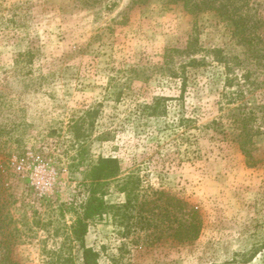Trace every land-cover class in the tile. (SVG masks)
<instances>
[{"label": "rangeland", "instance_id": "obj_1", "mask_svg": "<svg viewBox=\"0 0 264 264\" xmlns=\"http://www.w3.org/2000/svg\"><path fill=\"white\" fill-rule=\"evenodd\" d=\"M134 1L0 0V262L50 264L74 221L58 207L112 157L150 202L89 224L98 264H264V0H245L244 45L214 12ZM169 197L199 214L193 242L175 245L171 215L188 210ZM105 200L124 196L110 183ZM34 208L52 225L33 227Z\"/></svg>", "mask_w": 264, "mask_h": 264}, {"label": "trees", "instance_id": "obj_2", "mask_svg": "<svg viewBox=\"0 0 264 264\" xmlns=\"http://www.w3.org/2000/svg\"><path fill=\"white\" fill-rule=\"evenodd\" d=\"M170 4L182 3L184 9L192 14L198 15L205 12H214L221 20L228 22L232 25L231 37L236 39L239 44H246L250 41L252 36L251 29L252 26H248L249 20L246 12V2L245 0H165ZM140 0H135L134 4H139ZM241 3V4H240ZM242 13L243 15H241ZM167 99L164 97H157L154 99L152 105L148 106V112L150 117H156L159 114L165 112V104ZM162 112V113H161ZM183 122V121H181ZM82 124V122H81ZM77 123H74L73 129L79 138L80 133H78V128H80ZM80 154V153H79ZM85 172V178L80 186L84 191V199L77 203L76 196L80 192H75L74 196L68 203H63L58 207L57 211L61 218L64 217V209L69 213L74 215V221L69 227V233H67L63 238V243L56 251L47 253L49 255L50 264H98L99 254L91 248H86L84 246V237L87 234L88 227L90 223L95 221H101L112 215L113 218L120 217V213H123L121 223L124 224L125 221L130 220L128 213L136 208H141L147 204L144 201L145 196L141 194V178L138 176V170L131 171L127 174H123L119 161L112 157H99L97 160L90 162ZM110 183L115 184L117 191L124 196V202L119 205L108 204L105 200L106 189ZM157 190L153 193L157 194ZM29 193V192H28ZM30 194V193H29ZM159 194L163 195L164 192L161 191ZM32 196V194H30ZM169 201L172 204L173 210L178 206L181 208H187L186 215H181L183 218H177L173 213L172 224H177L174 230V243L175 245H183L188 242H193L198 238L200 232V219L199 214L196 210L188 207L185 203L175 197H169ZM143 200V201H142ZM147 200V199H146ZM44 201V200H39ZM38 201V203H39ZM37 202V200L35 201ZM143 202V203H142ZM30 219L32 220V225L35 228H46V226H51L53 219L48 217L50 221L40 225L38 220L41 217V211L39 208H34L30 213H28ZM6 214L0 217V229L2 230L5 226L4 221L12 224V219ZM37 220V221H36ZM31 231L32 229H27ZM129 230V227L128 229ZM13 238L14 245L23 243L22 234L20 230L14 227ZM55 232V233H54ZM58 231L55 229L52 236L58 237ZM0 236H2L0 234ZM75 247L80 248L81 257L80 261H75V257L72 254ZM264 249V248H263ZM0 264H15L10 256L9 250L3 254V259Z\"/></svg>", "mask_w": 264, "mask_h": 264}]
</instances>
